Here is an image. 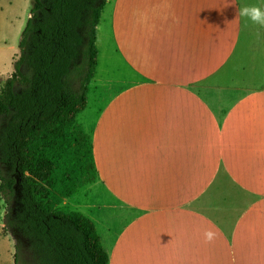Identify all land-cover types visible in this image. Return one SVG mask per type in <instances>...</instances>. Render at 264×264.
Returning <instances> with one entry per match:
<instances>
[{
  "label": "crops",
  "instance_id": "obj_1",
  "mask_svg": "<svg viewBox=\"0 0 264 264\" xmlns=\"http://www.w3.org/2000/svg\"><path fill=\"white\" fill-rule=\"evenodd\" d=\"M34 1L0 0L6 69L14 71ZM149 4L142 18L164 22L178 44L167 41L161 57L146 50L141 78L100 77L108 68L97 67L76 118L96 177L56 209L94 221L108 264H264V87L229 77L246 4ZM140 15L133 9L129 18ZM209 229L215 236L206 242Z\"/></svg>",
  "mask_w": 264,
  "mask_h": 264
},
{
  "label": "trees",
  "instance_id": "obj_2",
  "mask_svg": "<svg viewBox=\"0 0 264 264\" xmlns=\"http://www.w3.org/2000/svg\"><path fill=\"white\" fill-rule=\"evenodd\" d=\"M107 2L35 0L15 71L0 89V194L7 204L4 230L15 240L14 264H24L26 252L27 264H108L94 221L56 209L96 177L92 144L76 118L97 72V27ZM65 154L76 167L69 180L60 162ZM49 159L54 168L46 196L28 173Z\"/></svg>",
  "mask_w": 264,
  "mask_h": 264
},
{
  "label": "rangeland",
  "instance_id": "obj_3",
  "mask_svg": "<svg viewBox=\"0 0 264 264\" xmlns=\"http://www.w3.org/2000/svg\"><path fill=\"white\" fill-rule=\"evenodd\" d=\"M243 1L246 5H259L264 8V0ZM149 7V0H108L97 27L98 67L108 68L107 73L100 72V75H102L100 77L131 78L134 76L141 78L140 73L144 71L143 58L148 53H145L146 50L161 57L163 56V51L168 46L167 41L170 42L171 47L175 48L177 46L178 43L174 35H168L165 32L168 26L164 22L148 21L142 18V15ZM184 7L186 8V2L184 3ZM158 8L169 12L165 4H162ZM133 9H135V12L141 14L140 20H130L129 17ZM240 24L245 28L244 34L240 40L239 50L233 59L229 77H247L251 79L254 77L255 81L251 86L256 87L261 85L264 87V27L253 24L250 20L240 22ZM19 54H17L18 57ZM8 58V53H0V67L3 66L1 70L6 69L5 64ZM127 60L135 62L136 70L131 69L127 64ZM221 78H224V76L220 73L214 77V80L218 82ZM4 83L5 80L0 77V89ZM93 90H95L94 82L91 85L92 93ZM73 159L71 154H65L60 159V162L63 164L62 175L65 180H69L72 173L76 171ZM53 165L52 160L49 159L39 170H32L28 173L32 179L39 180L41 189L46 196L49 191L48 183H50L49 179L50 173L52 175L53 172ZM6 208L7 204L0 194V264H14L15 240L11 233L4 230ZM61 208L69 210L64 205ZM29 260L30 255L26 252L24 254V264H27Z\"/></svg>",
  "mask_w": 264,
  "mask_h": 264
},
{
  "label": "clouds",
  "instance_id": "obj_4",
  "mask_svg": "<svg viewBox=\"0 0 264 264\" xmlns=\"http://www.w3.org/2000/svg\"><path fill=\"white\" fill-rule=\"evenodd\" d=\"M237 16L245 18V21H251L253 24H257L264 27V8L259 5H244L238 8ZM13 69L11 65L7 69L0 70V77L5 81L11 78ZM215 236L212 230H205L204 238L206 242H211Z\"/></svg>",
  "mask_w": 264,
  "mask_h": 264
}]
</instances>
